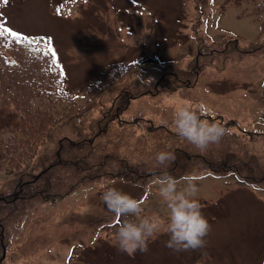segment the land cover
Masks as SVG:
<instances>
[{"label": "rangeland", "instance_id": "374dc122", "mask_svg": "<svg viewBox=\"0 0 264 264\" xmlns=\"http://www.w3.org/2000/svg\"><path fill=\"white\" fill-rule=\"evenodd\" d=\"M259 1L0 0V31L51 39L66 87L78 101L88 97L90 82L109 81L117 64L132 60L137 68L113 92L153 82L166 71L169 78L178 72L194 79L190 85L130 98L122 118L166 123L180 105L189 104L232 119L240 129L264 132V12L255 10ZM102 106L85 112L76 124L84 127L91 116L102 114ZM11 116L0 111V126ZM40 167L33 155L17 167L1 169L0 192L9 191L21 173ZM188 179L196 184L212 226L203 248L175 252L162 235L146 252L131 257L119 252L114 237L123 218L102 201L101 185L143 201L146 212L166 216L168 210L156 178L141 185L101 177L35 203L9 224L0 264H264V188L245 183L233 171L221 175L205 169L178 178V186Z\"/></svg>", "mask_w": 264, "mask_h": 264}, {"label": "trees", "instance_id": "16d2710c", "mask_svg": "<svg viewBox=\"0 0 264 264\" xmlns=\"http://www.w3.org/2000/svg\"><path fill=\"white\" fill-rule=\"evenodd\" d=\"M256 11L264 12V6H256ZM46 45L43 37L0 35V111L12 114L0 126V170L17 167L33 155L41 163L39 170L21 173L9 191L0 192V257L7 227L31 206L49 197H62L100 177L145 184L165 170L177 179L210 169L220 174L234 171L245 183L264 188V132L236 130L229 120L203 110L202 119L221 122L228 134L201 152L176 134L174 120L154 123L143 117H121L130 98L190 85L194 79L178 72L169 78L166 71L153 83L113 92L112 87L131 76L136 67L135 62H125L116 65L109 81H92L88 97L78 101L67 89L63 70ZM194 69L197 74V67ZM100 102L102 114L91 116L79 127L76 120ZM48 140L49 145L42 148ZM162 150L175 153V160L167 166L155 160Z\"/></svg>", "mask_w": 264, "mask_h": 264}, {"label": "clouds", "instance_id": "9594fccd", "mask_svg": "<svg viewBox=\"0 0 264 264\" xmlns=\"http://www.w3.org/2000/svg\"><path fill=\"white\" fill-rule=\"evenodd\" d=\"M257 6H264V0H260ZM203 115V109L182 104L174 118L176 134L201 152L228 134L221 122H209L202 119ZM155 160L167 166L175 160V153L159 151ZM155 184L168 210L166 216L155 211L146 212L143 201L116 187L101 185L104 189L102 201L116 217L123 218L114 237L116 249L131 257L138 251L146 252L149 243L162 235L168 237L165 246L175 252L205 247L212 226L202 211L196 184L188 179L181 188L179 181L166 170L156 177Z\"/></svg>", "mask_w": 264, "mask_h": 264}, {"label": "snow or ice", "instance_id": "6c2138e0", "mask_svg": "<svg viewBox=\"0 0 264 264\" xmlns=\"http://www.w3.org/2000/svg\"><path fill=\"white\" fill-rule=\"evenodd\" d=\"M3 32H8L9 34H11L14 37H19V35H20L19 33L14 32L9 28H3ZM3 32H0V35H2ZM25 39H27V37H25ZM46 47H47L48 53H53V42L51 39L48 40Z\"/></svg>", "mask_w": 264, "mask_h": 264}]
</instances>
